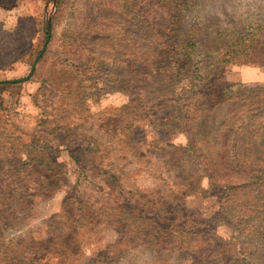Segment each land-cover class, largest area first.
Segmentation results:
<instances>
[{"label":"rangeland","instance_id":"374dc122","mask_svg":"<svg viewBox=\"0 0 264 264\" xmlns=\"http://www.w3.org/2000/svg\"><path fill=\"white\" fill-rule=\"evenodd\" d=\"M4 56L0 264H264V0H0Z\"/></svg>","mask_w":264,"mask_h":264},{"label":"trees","instance_id":"16d2710c","mask_svg":"<svg viewBox=\"0 0 264 264\" xmlns=\"http://www.w3.org/2000/svg\"><path fill=\"white\" fill-rule=\"evenodd\" d=\"M2 59H5V61L7 62L6 64H7V66H8L10 63L14 62L16 58H15V59H14V58H7L6 56H4L3 58H0V61H1ZM8 83H11V82H8ZM4 84H5L4 82L0 81V86H2V85H4ZM1 89H2V88L0 87V90H1ZM18 138L21 140V143H22V145H21L22 150H23L24 148H27V147H29V146L31 145L30 143H26L25 141H22V137H21V135H19ZM3 225L6 226V225H7V222H5ZM14 230H19V229L16 228V229H14ZM14 230H12V231H14ZM165 231H169V229L166 228ZM200 232H203V231H200ZM213 236H215V233H213Z\"/></svg>","mask_w":264,"mask_h":264},{"label":"crops","instance_id":"0c3cea01","mask_svg":"<svg viewBox=\"0 0 264 264\" xmlns=\"http://www.w3.org/2000/svg\"><path fill=\"white\" fill-rule=\"evenodd\" d=\"M6 63H7V62L5 61V59H2V60L0 61V70H1V69H4V68L7 67V64H6ZM55 201H56V200H55ZM55 201L53 202L54 204H53L52 208H50V211H55V209H56Z\"/></svg>","mask_w":264,"mask_h":264}]
</instances>
